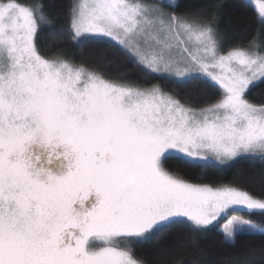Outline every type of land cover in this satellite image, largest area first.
<instances>
[{
  "label": "snow or ice",
  "instance_id": "1",
  "mask_svg": "<svg viewBox=\"0 0 264 264\" xmlns=\"http://www.w3.org/2000/svg\"><path fill=\"white\" fill-rule=\"evenodd\" d=\"M247 2L259 27L225 50L220 4L178 14L179 0H67L73 44L111 42L148 77L203 81L218 95L196 107L63 49L43 54L37 38L55 24L44 0H0V264H147L135 245L174 223L206 235L230 212L264 217V194L165 167L169 153L187 165L264 161V101L247 95L264 82V0ZM217 231L231 247L238 235L264 241V222L239 215ZM257 257L264 242L225 264Z\"/></svg>",
  "mask_w": 264,
  "mask_h": 264
},
{
  "label": "trees",
  "instance_id": "2",
  "mask_svg": "<svg viewBox=\"0 0 264 264\" xmlns=\"http://www.w3.org/2000/svg\"><path fill=\"white\" fill-rule=\"evenodd\" d=\"M44 2L54 17L55 24L51 28H43L37 38V44L43 54L51 55L57 49H63L66 57L75 62L95 66L112 76L124 73L132 82L142 86L159 84L164 90L183 98L184 102L193 103L194 99L193 104L196 106L204 105L205 101L201 97L202 95L205 97V93L213 99L218 95L203 81L174 85L172 81L148 77L111 42L86 41L79 46L73 44L68 35L62 31L67 27V0H44ZM213 4H220L219 20L216 25L217 36L222 40V47L225 50L237 43L246 44L252 39L259 25L254 7L247 0H179L176 12L182 14L192 8ZM208 11L210 13L212 8L209 7ZM260 42L264 44V31L261 32ZM247 95L253 102L264 101V82L251 87ZM165 167L179 171L193 182L209 183L213 186L232 182L246 187L255 195L264 194V161L259 159L241 157L230 165L220 167L215 163L187 165L175 154H169L165 159ZM239 213L254 222H264V217L258 215L249 217L247 213ZM224 218L206 235L190 233L186 223H174L148 241L135 245V255L144 259L147 264H173L176 260L191 264L193 259L205 260L206 264H225L227 259L240 249L259 246L264 242L260 237L238 235L235 247L223 244L221 233L217 229L220 228ZM193 239L196 240L195 245L192 243ZM256 264H264V259L257 257Z\"/></svg>",
  "mask_w": 264,
  "mask_h": 264
},
{
  "label": "rangeland",
  "instance_id": "3",
  "mask_svg": "<svg viewBox=\"0 0 264 264\" xmlns=\"http://www.w3.org/2000/svg\"><path fill=\"white\" fill-rule=\"evenodd\" d=\"M253 4H254V0H253ZM170 9V8H169ZM169 9H166V11H171V10H169ZM76 63H78V62H76ZM129 79V78H128ZM130 80V79H129ZM131 81V80H130ZM142 86V85H141ZM145 86V85H144ZM165 91H167V90H165ZM178 98L182 101V102H184L183 101V98H181V97H179L178 96ZM196 98H199V97H196ZM201 98H203L204 100L203 101H205V99H206V97H203V95H202V97ZM196 100V99H195ZM193 103H194V99H193ZM192 103V104H193ZM194 105V104H193ZM194 106H196V105H194ZM200 106H203V105H200ZM200 106H196V107H200ZM169 154H175V153H169ZM168 154V155H169ZM238 158H241V157H238ZM247 158V157H246ZM250 158V157H249ZM237 158H235L234 160H232V161H230V162H228V163H226V164H220V163H218V162H216L215 160H212L211 162H209V163H215L216 165H218V166H220V167H225L226 165H230L231 163H233L235 160H236ZM258 159V158H257ZM236 215H239V216H242V217H244L242 214H240L239 212H230L229 214H228V216L226 217V218H224V221L221 223V225H220V227L224 224V223H226V221H227V219L228 218H230L231 216H236ZM244 218H246V217H244Z\"/></svg>",
  "mask_w": 264,
  "mask_h": 264
}]
</instances>
